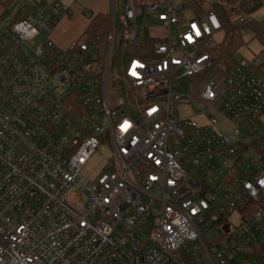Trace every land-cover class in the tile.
Returning <instances> with one entry per match:
<instances>
[{"label":"built area","instance_id":"built-area-1","mask_svg":"<svg viewBox=\"0 0 264 264\" xmlns=\"http://www.w3.org/2000/svg\"><path fill=\"white\" fill-rule=\"evenodd\" d=\"M109 3L105 34L62 48L71 6L0 0V264H264V77L215 51L226 22L264 28V0Z\"/></svg>","mask_w":264,"mask_h":264},{"label":"rangeland","instance_id":"rangeland-1","mask_svg":"<svg viewBox=\"0 0 264 264\" xmlns=\"http://www.w3.org/2000/svg\"><path fill=\"white\" fill-rule=\"evenodd\" d=\"M109 0L105 1L107 4L106 7V13L110 11V3H108ZM119 0H115V3L117 4ZM93 2L94 0H77L76 5L72 7V1L71 0H61V3L66 6L72 7V16L69 17L67 22H62L60 23V29L59 32L62 34V37L64 39L68 38L70 33H75V34H82L84 30L87 27V24L89 22V18L94 15L99 13V11L93 7ZM117 6V5H116ZM89 10L90 15L88 17H85L81 15V11ZM2 11V6H0V12ZM102 11V10H100ZM115 11L118 12L119 8L116 7ZM260 12V11H259ZM257 12L255 14V17L258 19V21H261V17L263 15L262 11L259 13ZM80 16V17H79ZM180 18L182 20H189L192 18V15L190 13L184 12V14L180 15ZM68 23L71 24L70 27L68 26ZM115 23H118V17L116 16L115 18ZM75 24V25H74ZM77 27V28H75ZM74 28L76 29L75 32H73ZM72 31V32H71ZM139 35L141 38L145 36L146 33L148 34H153L156 36H160L162 38H165L167 33L166 30L161 29V28H156V29H150L148 31H144L142 29H139ZM253 35L251 32L247 31V33L244 34V42L245 44L243 45L242 49L239 50L234 57L232 58L233 62L239 60L240 58L246 59L248 61H254V66L256 67V70L254 71L256 77L263 78L264 77V52L263 51L264 45H261L259 41L256 39L252 38ZM70 38V37H69ZM62 48H65L64 45H62ZM61 47V46H60ZM208 51H213V46H211ZM117 51L115 50L114 47L111 49V54H110V65L115 63L113 60H115ZM116 61V60H115ZM111 72H113V69H111ZM111 80H109L108 84L109 86V103L111 107H117L119 105V97L115 93V91L111 88ZM188 86L189 82L188 81H182L181 86H180V94L182 95H187L188 94ZM183 102H187V98H183ZM176 113L180 119L184 118H189L192 116L195 111V103L194 102H188V104H180L179 106L176 107ZM259 120L264 124V116H260ZM196 122H199L198 118L196 119ZM221 126L220 128L223 129L224 132L229 131L232 129V125L225 124L224 122L221 121ZM110 150L106 146H99L97 152L92 156V158L89 160V162L86 165V168L84 169L83 175L85 177H91L96 174H98L99 170L103 168L106 165L107 159L110 157ZM240 260V255H237V257L231 261L228 262L227 264H235Z\"/></svg>","mask_w":264,"mask_h":264},{"label":"trees","instance_id":"trees-1","mask_svg":"<svg viewBox=\"0 0 264 264\" xmlns=\"http://www.w3.org/2000/svg\"><path fill=\"white\" fill-rule=\"evenodd\" d=\"M246 1V0H243ZM244 3V2H243ZM219 11H223L222 6L216 7ZM224 19L228 20L229 17L231 16L230 13H224L223 14ZM108 14H96L93 17V20L88 24L86 28V33L89 36H94V35H103L107 32L108 29ZM224 32H223V40L215 45V51L217 54V59L222 60L227 67L229 68L230 66L233 65V60L232 58L234 55L243 47L245 44L244 42V34L247 33V31H251L253 34L254 39L259 41L261 45H264V28H263V23L258 24L256 21H249L245 24L242 25H237L233 23H224ZM116 60V61H115ZM115 60H113L115 63H113V66L117 64V62L120 60V53H116ZM217 232L221 233L220 228H217ZM256 251L251 252V253H246L244 259L241 261L235 263V264H248V260L251 259Z\"/></svg>","mask_w":264,"mask_h":264},{"label":"crops","instance_id":"crops-1","mask_svg":"<svg viewBox=\"0 0 264 264\" xmlns=\"http://www.w3.org/2000/svg\"><path fill=\"white\" fill-rule=\"evenodd\" d=\"M36 1H39V2H47L48 0H36ZM60 2H61V0H59ZM105 1H107V0H94V2H93V7L94 8H96L98 11H99V13H102V14H106V7H107V4L105 3ZM108 3H109V1H108ZM100 10H102V11H100ZM99 13H97V14H99ZM260 13V12H259ZM81 14V13H80ZM94 15H96V14H94ZM80 17V16H79ZM69 19V18H68ZM67 19V20H68ZM67 20H65L64 22H67ZM62 23V22H61ZM70 25L71 24H69L68 23V26L70 27ZM75 25V24H74ZM87 26H88V24H87ZM75 28H77V27H75ZM74 28V30H73V32H75V29ZM87 28V27H86ZM59 29H60V24L54 29V31H53V33H52V40H53V42L55 43V44H57L58 46H61V47H63L62 45H64V47L65 46H67L70 42H72V41H74V40H76V39H78L79 37H80V35L81 34H75V33H70L69 34V36H68V38H66V39H64L63 37H62V34L59 32ZM86 30V29H85ZM84 30V31H85ZM72 32V31H71ZM70 37V38H69ZM242 49V48H241ZM240 49V50H241Z\"/></svg>","mask_w":264,"mask_h":264},{"label":"snow or ice","instance_id":"snow-or-ice-1","mask_svg":"<svg viewBox=\"0 0 264 264\" xmlns=\"http://www.w3.org/2000/svg\"><path fill=\"white\" fill-rule=\"evenodd\" d=\"M193 28L196 29V26L193 25ZM197 35H199V32H198V31H197ZM189 39H190V38H189ZM134 64H135V62H134ZM131 74H132L133 76L136 75L135 72H132ZM153 111H154V109H153ZM127 127H128V125H127V122H126L125 125L122 126V129H126ZM260 183H261L262 185H264V180L260 181Z\"/></svg>","mask_w":264,"mask_h":264},{"label":"water","instance_id":"water-1","mask_svg":"<svg viewBox=\"0 0 264 264\" xmlns=\"http://www.w3.org/2000/svg\"><path fill=\"white\" fill-rule=\"evenodd\" d=\"M223 231H224L225 233H227V232H228V226H224V227H223Z\"/></svg>","mask_w":264,"mask_h":264}]
</instances>
